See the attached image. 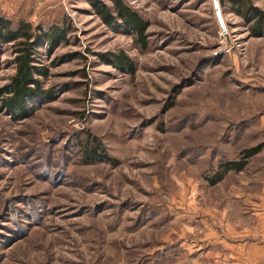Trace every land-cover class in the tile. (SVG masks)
<instances>
[{
  "label": "rangeland",
  "instance_id": "obj_1",
  "mask_svg": "<svg viewBox=\"0 0 264 264\" xmlns=\"http://www.w3.org/2000/svg\"><path fill=\"white\" fill-rule=\"evenodd\" d=\"M123 1L145 45L87 0H0L13 25L68 26L37 49L49 94L19 119L0 98V264H182L183 218L227 204L238 179L205 174L260 144L246 170L264 179V37L228 0L224 29L213 0ZM14 56L0 37V89ZM93 138L110 162L85 163Z\"/></svg>",
  "mask_w": 264,
  "mask_h": 264
},
{
  "label": "trees",
  "instance_id": "obj_2",
  "mask_svg": "<svg viewBox=\"0 0 264 264\" xmlns=\"http://www.w3.org/2000/svg\"><path fill=\"white\" fill-rule=\"evenodd\" d=\"M100 18L110 26L121 25L125 30L129 29L136 33L140 44L145 45L144 33L147 22L123 0H110L113 3L115 16L109 12V8L98 0H87ZM224 0H219V3ZM232 2L237 13L250 24L252 36L264 37V10L252 5L248 0H228ZM68 26L51 25L48 28L38 26L35 30L30 22L20 21L13 25L10 19L0 16V37L7 43L12 42L15 64V72L9 81L0 89L1 104L9 111L13 117L19 119L27 115V104L35 99H41L49 94L42 89L39 80L35 77L45 75L46 69L37 63L38 47L54 41H64L66 39ZM112 63L115 67L132 69V61L123 53L113 55ZM35 102V101H34ZM97 142L96 138L92 143ZM261 145H254L240 150L235 158L222 160L212 174H205V180L209 185H215L223 180L228 172L243 171L250 158L261 151ZM85 163H97L100 161L110 162V157L102 150L97 142L94 146L84 148Z\"/></svg>",
  "mask_w": 264,
  "mask_h": 264
},
{
  "label": "crops",
  "instance_id": "obj_3",
  "mask_svg": "<svg viewBox=\"0 0 264 264\" xmlns=\"http://www.w3.org/2000/svg\"><path fill=\"white\" fill-rule=\"evenodd\" d=\"M247 167V166H246ZM249 171V170H248ZM211 215L182 220V264H261L264 258V179L246 168ZM244 175V178H240Z\"/></svg>",
  "mask_w": 264,
  "mask_h": 264
},
{
  "label": "water",
  "instance_id": "obj_4",
  "mask_svg": "<svg viewBox=\"0 0 264 264\" xmlns=\"http://www.w3.org/2000/svg\"><path fill=\"white\" fill-rule=\"evenodd\" d=\"M213 7L215 9V14H216V17H217V20L219 22V25L222 29L225 28V23L223 21V18H222V14H221V9H220V5H219V0H213Z\"/></svg>",
  "mask_w": 264,
  "mask_h": 264
},
{
  "label": "built area",
  "instance_id": "obj_5",
  "mask_svg": "<svg viewBox=\"0 0 264 264\" xmlns=\"http://www.w3.org/2000/svg\"><path fill=\"white\" fill-rule=\"evenodd\" d=\"M261 264H264V258H263V261H262V263Z\"/></svg>",
  "mask_w": 264,
  "mask_h": 264
}]
</instances>
